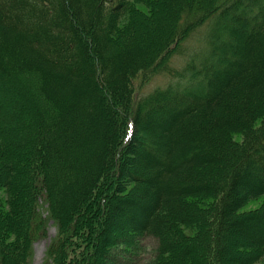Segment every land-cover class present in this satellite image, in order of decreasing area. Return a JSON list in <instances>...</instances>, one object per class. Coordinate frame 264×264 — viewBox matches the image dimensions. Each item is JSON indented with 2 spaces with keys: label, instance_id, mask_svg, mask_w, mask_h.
Returning <instances> with one entry per match:
<instances>
[{
  "label": "trees",
  "instance_id": "obj_1",
  "mask_svg": "<svg viewBox=\"0 0 264 264\" xmlns=\"http://www.w3.org/2000/svg\"><path fill=\"white\" fill-rule=\"evenodd\" d=\"M262 196L264 0H0V264L31 263L41 200L44 264H103L119 225L153 264H254Z\"/></svg>",
  "mask_w": 264,
  "mask_h": 264
},
{
  "label": "rangeland",
  "instance_id": "obj_2",
  "mask_svg": "<svg viewBox=\"0 0 264 264\" xmlns=\"http://www.w3.org/2000/svg\"><path fill=\"white\" fill-rule=\"evenodd\" d=\"M181 59V58H180ZM168 82L166 75H161V72L152 71L141 75L136 81L137 94L143 91L153 88L155 85H164ZM124 109V108H123ZM127 109H124L119 115L120 125L122 131L126 126L127 121ZM130 115V114H128ZM126 156V155H125ZM124 160V159H123ZM115 185H113L114 187ZM111 188L107 189V198H110ZM40 209L46 218L45 230L42 233L36 235L32 241L33 257L30 264H44L46 260L47 252L50 245L57 239L59 234V226L54 218L49 216L48 205L43 200L40 202ZM264 206V196L249 201L243 208L242 212L254 211L261 209ZM101 221V217H99ZM130 230L126 226L119 225L115 230V235L122 240L113 251L103 261V264H153L155 262L156 255V241L152 238H136L134 234L129 232ZM239 235L232 234L228 240V244L234 243L235 239ZM237 251L233 249L232 257H237ZM136 258V259H135ZM137 260V262H136ZM199 260H202L201 258ZM29 261V260H28ZM27 261V263H28ZM135 261V263H134ZM236 260H229L226 264H234ZM26 263V262H25ZM24 263V264H25ZM47 264H57L56 254L52 255V258ZM254 264H264V255Z\"/></svg>",
  "mask_w": 264,
  "mask_h": 264
}]
</instances>
